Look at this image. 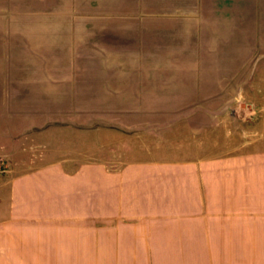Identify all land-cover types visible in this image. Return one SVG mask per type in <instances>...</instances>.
<instances>
[{"label": "crops", "instance_id": "1", "mask_svg": "<svg viewBox=\"0 0 264 264\" xmlns=\"http://www.w3.org/2000/svg\"><path fill=\"white\" fill-rule=\"evenodd\" d=\"M73 65L70 77L62 67L57 78L31 80V90L47 93L39 106L89 98L73 105L111 107L118 102L97 101L134 83L126 67ZM0 75V264H255L264 238V98L251 141L226 125L224 135L237 139L221 148L208 140L203 152L168 131L128 134L108 115L85 128L16 115Z\"/></svg>", "mask_w": 264, "mask_h": 264}, {"label": "rangeland", "instance_id": "2", "mask_svg": "<svg viewBox=\"0 0 264 264\" xmlns=\"http://www.w3.org/2000/svg\"><path fill=\"white\" fill-rule=\"evenodd\" d=\"M94 62L133 70L127 91L114 90L123 96L97 101L119 105L75 106L95 101L70 98L62 101L69 106L55 99V106H39L47 93L31 90L32 79L57 78L62 67L68 77L71 63ZM0 72L6 110L16 115L47 114L74 128L108 115V125L128 134L168 131L203 152L208 140L221 148L237 139L224 135L226 125L233 134L242 127L249 142V122L264 98V0H0ZM255 264H264V238Z\"/></svg>", "mask_w": 264, "mask_h": 264}, {"label": "built area", "instance_id": "3", "mask_svg": "<svg viewBox=\"0 0 264 264\" xmlns=\"http://www.w3.org/2000/svg\"><path fill=\"white\" fill-rule=\"evenodd\" d=\"M5 171H6L5 162H3L2 160H0V174L5 173Z\"/></svg>", "mask_w": 264, "mask_h": 264}]
</instances>
